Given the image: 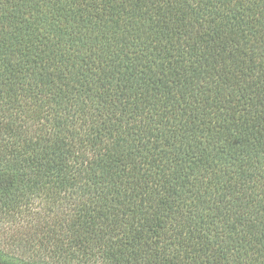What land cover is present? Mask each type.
I'll return each instance as SVG.
<instances>
[{"label": "trees", "instance_id": "16d2710c", "mask_svg": "<svg viewBox=\"0 0 264 264\" xmlns=\"http://www.w3.org/2000/svg\"><path fill=\"white\" fill-rule=\"evenodd\" d=\"M0 264H264V0H0Z\"/></svg>", "mask_w": 264, "mask_h": 264}]
</instances>
